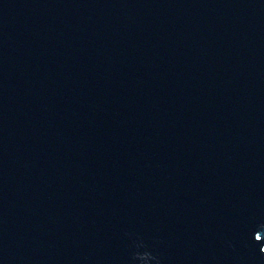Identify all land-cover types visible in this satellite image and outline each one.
<instances>
[{
  "label": "water",
  "instance_id": "95a60500",
  "mask_svg": "<svg viewBox=\"0 0 264 264\" xmlns=\"http://www.w3.org/2000/svg\"><path fill=\"white\" fill-rule=\"evenodd\" d=\"M0 264H264V0H0Z\"/></svg>",
  "mask_w": 264,
  "mask_h": 264
}]
</instances>
